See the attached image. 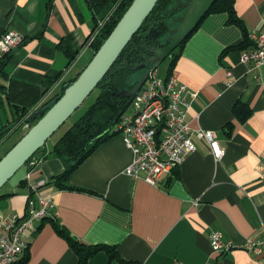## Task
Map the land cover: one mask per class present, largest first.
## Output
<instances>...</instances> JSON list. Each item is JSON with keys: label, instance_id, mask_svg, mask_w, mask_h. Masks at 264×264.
Masks as SVG:
<instances>
[{"label": "crops", "instance_id": "0c3cea01", "mask_svg": "<svg viewBox=\"0 0 264 264\" xmlns=\"http://www.w3.org/2000/svg\"><path fill=\"white\" fill-rule=\"evenodd\" d=\"M84 1L0 0V40L10 32L23 38L9 52L6 78L0 79L5 87L0 104L10 114L0 111V128L30 110L5 140L21 131L17 143L30 129L27 119L89 63L96 15L93 0ZM234 5L245 32L228 23V13L208 15L171 56L162 77L174 76L187 86L192 130L214 132L224 156L216 159L206 141L195 139L197 151L153 186L127 174L134 153L114 130L69 176L64 185L71 188H64L56 177L67 167L52 154L58 141L46 145L34 165L23 167L22 179L8 182L0 193V223L41 209L28 174L47 181L41 191L52 199L47 217L35 220L36 231L26 234L28 249L16 264H78L56 227L79 243L116 247L124 260L111 261L100 252L89 264H264V251L244 247L249 238L264 236V64L241 61V54L255 46L251 40L230 50L245 42V34L264 32V0H234ZM61 43L76 55L71 64ZM239 102L251 109L245 122L234 112ZM215 231L229 250L213 252Z\"/></svg>", "mask_w": 264, "mask_h": 264}, {"label": "built area", "instance_id": "2783aa9c", "mask_svg": "<svg viewBox=\"0 0 264 264\" xmlns=\"http://www.w3.org/2000/svg\"><path fill=\"white\" fill-rule=\"evenodd\" d=\"M107 20L99 22L89 45L94 43ZM22 39L19 33L10 32L0 40V50L9 53ZM249 39L255 46L241 54V61L261 66L264 64V32L250 34ZM228 74L232 75L231 72ZM187 92V86L176 77L159 78L156 70L148 72V79L131 103L135 108L134 114L130 116L124 113L116 125V132L122 135L124 142L134 153L133 162L127 169V174L133 179H143L148 184L157 186L163 175L170 174L187 156L197 151L195 139L206 141L216 159L224 156L225 150L219 146L214 132L192 130L187 120ZM191 95L192 98L196 97L195 93ZM35 162L34 158L30 164L34 165ZM26 180L33 194L37 195L41 209H33L22 220L12 218L1 221L0 264H16L19 261L20 256L28 249L26 234L29 230L36 231L34 221L47 217L48 208L53 206L51 197L43 195L41 191L47 185L45 179L34 181L31 174H28ZM34 203L32 201L31 206ZM210 242L215 253L231 248L230 244L223 242L221 232H213ZM244 247L255 254H262L264 236L260 239L249 238Z\"/></svg>", "mask_w": 264, "mask_h": 264}, {"label": "trees", "instance_id": "16d2710c", "mask_svg": "<svg viewBox=\"0 0 264 264\" xmlns=\"http://www.w3.org/2000/svg\"><path fill=\"white\" fill-rule=\"evenodd\" d=\"M179 1L180 0H159L140 30L123 50L111 70L91 94H94L93 103L54 145L52 154L63 160L67 167L63 174L56 177V181L60 183L62 187L71 188L64 185V183L68 181L69 176L102 143L116 134V132L111 130L120 122L122 117L120 114L123 110L127 109L126 106L128 103V99L123 98L118 94L123 90H132L143 75L151 70L152 65L150 60L154 56V50L166 46L167 43H164L162 39L155 40L151 38L148 32L160 22L168 21L170 18L172 19L179 10L177 6ZM133 2L134 0H93L90 2L91 7L94 8L95 12L99 9H106L101 21H105L109 18L92 44L94 55L112 33ZM215 13H228V23L239 26L243 32H245L244 26L236 14L234 0H217L209 10L207 16ZM97 18L99 19L97 15L94 16V19L96 20L95 30L98 29L100 22ZM249 41L250 39L248 38V35L245 34V42L240 46L230 48V50L240 47L245 48L249 46ZM60 47L69 55L71 64L75 60L76 55L70 53L66 44L61 43ZM10 59V53H5L0 57V79L6 78L5 70ZM174 62L175 60L173 61L172 66H174ZM142 64L146 65L145 69L137 71L135 68ZM79 75L80 73L75 78L68 81L60 94L55 96L54 99H59L64 94L67 86L71 85ZM51 83H53V81ZM4 89L5 87L1 85L0 91H4ZM29 112L30 110H23L22 116L16 118L13 122L14 124H11L9 127L6 126L0 128V143L5 141V137L13 127L24 118H27ZM234 112L242 122H245L251 115V109L242 102L236 104ZM39 119L40 118L32 121L29 117L27 119V124H29V127L31 128ZM38 153L35 154L25 166L30 165ZM56 230L67 239L71 249L77 254L79 258L78 264H89L90 259L100 252H105L111 261L124 263V260L121 258L116 247L107 245H85L74 239L65 229L56 227Z\"/></svg>", "mask_w": 264, "mask_h": 264}, {"label": "water", "instance_id": "95a60500", "mask_svg": "<svg viewBox=\"0 0 264 264\" xmlns=\"http://www.w3.org/2000/svg\"><path fill=\"white\" fill-rule=\"evenodd\" d=\"M216 1L183 0L178 3V7H186V10L175 20L176 23H180L178 28L170 31L167 23L163 21L149 30V36L155 40L162 39L168 31L173 35L167 38V46L154 50V56L150 60L151 71L157 70L168 57L174 55L175 50L198 28ZM158 2L159 0H134L89 64L77 79L67 86L64 94L31 115L32 121L40 119L0 160V191L35 154L46 149L48 140L83 105L111 70ZM145 67L146 65L142 64L135 69L140 71ZM147 79L148 73H145L132 90H123L118 94L128 99L127 108ZM124 112L125 110L120 116Z\"/></svg>", "mask_w": 264, "mask_h": 264}, {"label": "rangeland", "instance_id": "374dc122", "mask_svg": "<svg viewBox=\"0 0 264 264\" xmlns=\"http://www.w3.org/2000/svg\"><path fill=\"white\" fill-rule=\"evenodd\" d=\"M86 1L83 0V4L85 5ZM106 12V9H99L95 12V15H97L99 17V21H101L103 19V14ZM169 24L174 25L173 19H168ZM178 51V48L175 50ZM94 52L90 51L87 55H86V59H91L93 58ZM171 57H169L167 60H165L158 68H157V75L159 77H163L164 75H166L170 62H171ZM85 61V60H84ZM89 61V62H90ZM89 64V63H88ZM94 100V94L90 95L87 100L83 103V105L72 115V117L48 140L47 142V147H52L64 134L67 130H69V128L73 125V123L79 119V117H81L84 112L88 109V107L93 103ZM0 111L7 117H9V110L7 108V106H5V108L0 104ZM135 108L133 106V104H131L125 111V115H130L132 116L134 114ZM116 130V126L111 130L114 131ZM21 131H18L14 136H12L9 139H6L5 141H3L2 143H0V160L5 156L6 152L14 145V143H16V141L18 140V138L20 137V135L22 134ZM24 169L21 168L13 177L12 179L9 181V183L7 184V186H9L10 184H12L13 182H18L20 181L22 178V176L24 175ZM4 190V189H2ZM0 191V193H2L3 191Z\"/></svg>", "mask_w": 264, "mask_h": 264}, {"label": "flooded vegetation", "instance_id": "af4514ba", "mask_svg": "<svg viewBox=\"0 0 264 264\" xmlns=\"http://www.w3.org/2000/svg\"><path fill=\"white\" fill-rule=\"evenodd\" d=\"M180 2H183V0H180L178 3H180ZM177 6H178V4H177ZM178 9H179V10H178V12L176 13V15L172 17L173 22H174V25H171V24H169L168 21H165V22L167 23V25L169 26L170 31H171V30H174V29H176V28L179 27L180 23H176L175 20H176L177 18L181 17V16L184 14V12H185V10H186V7H185V8H183V7H178ZM170 31H168V32H167L166 34H164V36L162 37V40L164 41V43L167 42V38L173 36V35L170 33ZM169 43H170V42H169ZM166 46H167V45H166ZM164 47H165V46H164ZM161 48H163V47H161ZM158 49H159V48H158Z\"/></svg>", "mask_w": 264, "mask_h": 264}]
</instances>
